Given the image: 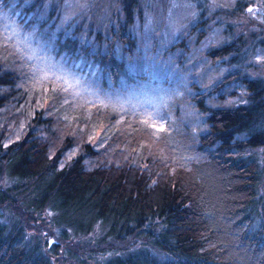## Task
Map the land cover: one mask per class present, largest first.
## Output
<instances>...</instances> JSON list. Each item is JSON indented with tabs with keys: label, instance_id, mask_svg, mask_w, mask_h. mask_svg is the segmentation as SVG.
Here are the masks:
<instances>
[{
	"label": "trees",
	"instance_id": "trees-1",
	"mask_svg": "<svg viewBox=\"0 0 264 264\" xmlns=\"http://www.w3.org/2000/svg\"><path fill=\"white\" fill-rule=\"evenodd\" d=\"M192 1L205 14L208 0ZM8 3L24 17V25L48 54H66L97 65L96 75L104 88L125 87L137 74L131 65L136 68L141 57L161 60L170 51L175 53L171 50L175 42L156 51L159 40L166 41V24L164 18L155 20L150 3L148 20L145 7L139 9L133 0L122 18L121 11H110L108 5L92 6L82 17L71 11L70 20L61 25L65 8L75 11L71 1L0 0V8ZM136 19L144 21L143 25L136 24ZM205 19L198 15L196 24L187 27V35L194 34ZM103 27L112 40L120 36L130 42L123 54L110 51V40L104 48ZM87 34L94 40H84ZM0 38V211L9 207L17 215L6 224L0 212V264H54L48 251L60 245L55 242L47 249L49 242L42 238L46 235L29 232L22 219L28 217L35 223L44 219L47 209L53 211L49 224L61 242L89 235L95 227L101 232L96 242L104 244L102 251L114 250L117 241H123V252L109 253L102 264H264V70L248 61L254 46L240 40L211 50L223 55L228 64L221 63L230 69L214 67L215 81L206 89L197 90L198 85L191 82L189 88L200 99L192 93L185 103L191 102V111L197 113L189 120L201 117L195 129L176 104L184 124L170 134L166 130L149 134L147 125L128 118L129 112L110 109L115 118L105 145H86L84 157L76 154L62 162V156L59 166L58 156L68 152L77 137L69 132L61 135L67 123L66 130L75 128L72 119L65 110L62 115L34 105L39 88L30 87L32 65L15 61L14 43L1 28ZM240 53L245 57L242 60ZM138 73L144 80L149 68ZM66 106L73 109L71 103ZM76 107L74 116L81 120L77 130L97 120L93 113L92 119L85 120L82 112L76 113L81 107ZM46 110L48 116L37 118ZM22 122L24 130L32 123L38 126L34 132L30 129L12 137L6 126L11 129ZM59 137L62 141L53 156ZM89 155L96 164L87 159ZM1 179L15 183L2 186ZM17 189L25 194L18 201L12 194ZM135 239L142 242L131 247Z\"/></svg>",
	"mask_w": 264,
	"mask_h": 264
},
{
	"label": "rangeland",
	"instance_id": "rangeland-1",
	"mask_svg": "<svg viewBox=\"0 0 264 264\" xmlns=\"http://www.w3.org/2000/svg\"><path fill=\"white\" fill-rule=\"evenodd\" d=\"M65 1L67 4L71 1L75 11L65 8V11L61 13L62 15L60 16L58 25L63 24L66 20H70L72 15L70 16L68 13L71 11L73 14H78V16L82 17L87 14L86 8L92 6L100 8L103 5H108L110 11H121L119 15L120 18H122L123 14L127 12L126 7L128 3L133 0ZM237 1L238 0H208L205 14H202L199 13L201 8L196 7L190 0H136L137 4H140L139 9L145 7L146 20H148L147 14L149 11H152L147 9L148 7L150 8L148 5L149 3L151 6L155 7V12H152L155 20L158 22L162 18L165 19L166 41L159 40L161 45L159 47L156 46V51H162L163 47L167 48V46L175 42L176 45H173L171 50L175 52L174 54L176 56L174 57V54L170 51L169 54L172 56L167 54V56L162 57L161 60H157L156 57L152 58L150 56L141 57L137 60L136 68L131 65L132 70L135 69L134 71H137V74L130 77L131 81L128 82L125 87L119 85L115 90H112V88H104L105 85H101L98 75H96L97 65H92L89 61L85 60L71 59L66 54L63 56L48 54L42 46H39L35 36L26 28L23 23L24 17L19 16L20 12L17 10V12L14 13L12 3H8L5 8H0L1 31L7 39L13 41L17 51H14L13 58H16L15 61L18 60L20 64L22 61H27L28 64L32 65L31 78L33 84H31L30 87L31 89L39 88L35 93L41 100V104H39V99L35 98L34 105L36 107L39 106V109H51V111L56 109L61 114L63 110H65V114H68L67 117L72 119V123L75 126L73 130H66V128L70 126L67 123L65 131L61 133L63 136V134L69 132L77 137L69 146L70 149H67L68 152L58 156V165L61 166V161L59 159L60 157L62 159V156L65 160L62 162L68 161L71 156H75L76 154H82L84 157L86 155L85 153H87L86 145L93 148H99L100 144L105 145L108 136V127L111 122H114L113 119L115 118L108 112L110 109L116 113L129 112L127 114L129 115L128 118L130 117L134 122L138 121V124L139 122H143L144 125H147L148 129L146 130L149 134L164 130L167 131V134H170L173 129L181 128L184 124L182 122L184 118L186 122L194 128L196 124L200 123L201 117L197 116L198 119L189 120L197 113L191 111V102L186 105V101L192 93L196 99H200V97L194 94L193 89H190L192 88L191 82L194 83L195 86L198 85L195 88L197 90L200 88L206 89L212 81H215L213 79L214 75L211 72L214 67L216 69H220L221 67L225 69V71L230 69L229 65L225 68V63H221L223 60L228 64V60H224L223 55L218 56L215 55V53H210L214 48H219L220 46L226 47L227 44L233 41H248L249 45L251 44L255 47L252 54L248 56V61L253 62L254 65L264 70V61H262L264 60V39L261 42L259 41V38H261V40L264 38V14L261 13L264 11V0H242L243 2L238 4ZM244 2L246 3L245 5ZM161 11L165 14H162ZM198 15L202 16V18H206L205 23H201V27L199 25L195 33H191L189 36L187 34L190 33V31H188L189 29H187V27L196 22ZM135 21V23L140 24V26L144 23V21H139L138 19ZM82 28H84V26H82ZM262 31L263 33H261ZM230 32H233V34H230ZM101 33L102 35L107 34V40H104V48H107L110 43V48H112L110 51L119 50L120 53L123 54V52L127 50L126 44L130 42H125L123 37L115 36L112 40L111 37L113 36H109L108 30L104 27ZM83 38L88 41L94 40V37L89 34ZM0 40H2V38H0ZM245 47H248V45ZM255 50L257 51V55L253 54ZM239 56L241 60L245 58L242 54ZM217 63L219 66L216 65ZM145 67L149 68V73H147L148 77L143 80L140 78L138 70ZM216 69L215 71L218 72ZM105 84H108L107 79L105 80ZM57 88H59L58 90L60 92L58 96L54 93V90ZM68 103H71L73 109L66 106ZM175 104L180 108L184 118L182 116L180 117L177 111H175ZM181 104L190 108V111L182 107ZM63 106L67 109L63 108ZM76 106L81 107L76 113L82 112V118L87 120L91 118V113H93L96 115L97 120L91 122V118V123H89L87 128L81 126V129L77 130L76 124L81 120L74 116V110L77 108ZM39 115L48 116V111L46 110L43 114L38 113L37 118H40ZM25 121L27 120L24 119V122ZM24 122L19 125L15 123L11 129H9V126H6V129L10 132L11 136L15 138V136L28 133L30 129V131L34 132L33 129L38 126L36 123L35 125L32 123L30 128L28 127L24 130ZM196 130L199 132V129ZM150 131L152 132L150 133ZM61 141L62 139H60V137L56 138V147L53 156L57 154V147L61 144ZM81 142H83L84 147H81ZM89 158L92 159L90 161L93 164H96L97 160L91 158L90 155L87 159ZM49 160L53 161L55 159L51 157ZM85 167H89V165H85ZM1 181L2 186L6 185V182H8V184L15 183L8 179H1ZM27 186L29 190L32 188V184ZM12 194L17 201L22 195H25L18 189L13 190ZM0 212L2 216L1 219L6 224L17 217L9 207L2 208ZM52 212V210L49 211L48 209L46 212L43 211V214H45L44 219L35 223L28 217L22 216V219L29 226V232L46 235L45 237L42 236V238L50 242L47 249H50L55 242L60 245L56 251L52 248L48 251V255L51 256L54 264H82L81 262L83 261L84 264H102V261H104V258L109 253L112 255L114 253L123 252L124 242L119 240L114 246V250L112 248L111 251H102L104 244L99 245L96 242V236L101 233L97 227H95L89 235L85 234L80 238L75 237L71 240L65 239L62 242L59 241L57 238V230L55 227H50L51 224H49L53 214ZM30 234L27 233V235ZM135 240L138 241L131 247L142 242L140 239Z\"/></svg>",
	"mask_w": 264,
	"mask_h": 264
}]
</instances>
